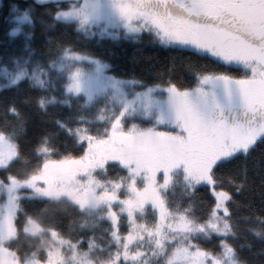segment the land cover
Listing matches in <instances>:
<instances>
[{
	"label": "snow or ice",
	"instance_id": "1",
	"mask_svg": "<svg viewBox=\"0 0 264 264\" xmlns=\"http://www.w3.org/2000/svg\"><path fill=\"white\" fill-rule=\"evenodd\" d=\"M8 8V36L24 40L0 87L26 83L38 94L3 106L0 264H254L244 249L264 258V149L254 154L264 145V0H32ZM37 22L44 50L33 45ZM57 25L65 31L48 35ZM142 33L238 74L178 66L175 57L146 63L142 75L114 74L80 46ZM178 67L191 83L175 78ZM21 105L52 125L27 151ZM56 106L67 113L50 117ZM201 186L211 203L198 215ZM25 202L43 207L28 211ZM249 234L261 244L256 251Z\"/></svg>",
	"mask_w": 264,
	"mask_h": 264
},
{
	"label": "trees",
	"instance_id": "2",
	"mask_svg": "<svg viewBox=\"0 0 264 264\" xmlns=\"http://www.w3.org/2000/svg\"><path fill=\"white\" fill-rule=\"evenodd\" d=\"M10 2H16L20 4L31 3L32 0H0V64H3L11 69V62L8 60V57L12 54H19V49L22 46V42L24 37L22 34H18L16 36L10 37L8 36V31L11 27L14 26V21L11 19L9 14L8 5ZM47 7H53L52 5H47ZM40 9H37L39 13ZM47 19V18H45ZM65 31L62 25H57L55 29H49L47 34L50 36L60 35ZM72 38V35L69 33V37ZM45 36L42 34L41 25L39 22L36 23V27L34 29L33 35V45L40 50L43 49ZM80 46L87 48L98 55H101L106 59V61L112 65L113 73H126L129 71H135L137 75H142V69L145 67L146 63L154 62V63H166L171 58L175 57V63L178 66H182L184 64H191L195 68H199L201 65L206 66L208 69H216V70H227L232 72L233 74H238V71L235 67L225 68L224 66L213 62L211 59L201 58L189 50L186 49H177V48H161L156 46V44H152L147 36L141 35L140 39L137 41L119 39L116 41L104 39L101 41L89 40V41H81ZM147 58H151V61H148ZM175 78L182 80L183 83L188 84L192 82L191 73L183 68L178 67V71L175 73ZM6 81L3 79L1 84H5ZM37 90L29 89L26 86V83H22L19 86V90L13 87H0V124L3 123L2 113L3 106L7 100L11 98H16L19 102L23 99L24 96L37 95ZM22 111L27 113V123L26 130L24 136L20 139L19 143L21 148L27 151L32 144L36 141L38 136L42 131L51 129L52 125L47 121V117L42 116L38 113L34 108L25 107L21 105ZM67 108H62L59 106L50 107L49 108V116H63L67 113ZM63 141V136H61V142ZM63 147V145H62ZM264 149V145H259L255 155H258L260 150ZM68 150L72 151L74 154H79L78 151L71 145L69 141ZM16 169V166H13V170ZM111 174V173H110ZM3 173H0L2 176ZM194 203L197 207V214L201 215L203 212L207 211V205L211 203V194L206 187H199L196 192V197ZM24 206L26 210L33 211L37 207H43L40 205H33L29 202H25ZM244 211L243 209L241 210ZM256 212L260 213V206L257 203ZM65 216V223L68 218L67 214H63ZM74 215V213H73ZM249 223H254V221H250ZM126 228V226H125ZM243 230V225L241 226ZM99 229L97 232L99 233ZM91 235L92 233L89 231L87 233ZM248 239L253 242V251H256L261 247V244L258 240H255L250 234L248 235ZM85 241L83 242L85 246ZM242 258H247L250 261H253L254 264H259L261 259H264L257 256H252L247 249H244L241 252Z\"/></svg>",
	"mask_w": 264,
	"mask_h": 264
},
{
	"label": "rangeland",
	"instance_id": "3",
	"mask_svg": "<svg viewBox=\"0 0 264 264\" xmlns=\"http://www.w3.org/2000/svg\"><path fill=\"white\" fill-rule=\"evenodd\" d=\"M141 35H145V36H147L148 39L151 41V37H150L149 34H147V33H142ZM151 43H152V42H151ZM152 44H154V43H152ZM156 46H159V47H161V48H167V47H164V46L159 45L158 43H156ZM3 66H5V65L0 64V84L3 82V76H2ZM7 68H8V67H7ZM8 69L11 70L10 68H8ZM123 230L126 231V228L124 227ZM85 242H86V241H85ZM86 246H87V242L85 243V246H84V247H86Z\"/></svg>",
	"mask_w": 264,
	"mask_h": 264
}]
</instances>
